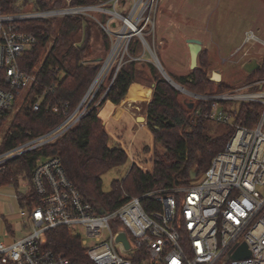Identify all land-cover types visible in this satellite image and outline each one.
I'll return each instance as SVG.
<instances>
[{
	"label": "built area",
	"instance_id": "1",
	"mask_svg": "<svg viewBox=\"0 0 264 264\" xmlns=\"http://www.w3.org/2000/svg\"><path fill=\"white\" fill-rule=\"evenodd\" d=\"M160 1L107 0L73 6L72 0H65L62 8L15 14L3 13L0 3V197L5 190L18 191L12 198L21 223L28 217L31 230L23 239L0 241V264H75L40 244L46 232L61 227L81 238L93 264H134V255L143 251L146 258L142 264H264V78L246 80L243 86L217 93L198 94L182 86L178 90L188 97L192 114H200L198 103H207V117L212 122L234 129L200 184L178 185L142 196L125 194V202L107 212L79 194L59 158L40 157L31 176L23 172L1 183L9 163L63 136L83 119L98 93L106 88L99 105L126 64L145 63L147 53L157 59L147 37H155ZM66 17L88 18L108 37L110 48L101 69L79 106L61 125L36 137L28 133L24 142L4 148L21 110L59 114L67 108V104L48 100L54 88L36 92L48 52L32 72L20 64L24 54L37 44V37L23 30L22 23ZM134 39L140 42L143 54L131 53ZM259 45L264 41L257 32L246 31L242 44L223 59V64L241 65ZM263 57L264 53L256 60L257 70ZM51 72L60 69L52 68ZM244 105L260 107L253 127L236 122ZM11 116V127L4 132ZM15 224L2 222L8 233L15 230ZM121 234L126 236L128 247L119 241ZM242 244L248 246L251 256L227 261Z\"/></svg>",
	"mask_w": 264,
	"mask_h": 264
},
{
	"label": "trees",
	"instance_id": "2",
	"mask_svg": "<svg viewBox=\"0 0 264 264\" xmlns=\"http://www.w3.org/2000/svg\"><path fill=\"white\" fill-rule=\"evenodd\" d=\"M104 1L107 0H72L71 4L83 6ZM0 3L5 14L62 8L66 5L65 0H0ZM57 23L58 27L55 28ZM22 27L37 37L35 47L27 51L20 61L23 70L32 72L48 52L39 78L41 85L36 88V92L44 88H54L55 92L48 96V100L53 104H67V108L59 114L44 110L38 113H32L28 109L21 110L11 128L13 136L6 138L4 148H12L24 142L28 133L36 137L61 125L85 97L110 48L108 37L88 18L38 19L24 22ZM95 32L99 33L102 42L103 56L100 62V59L95 60L96 62L90 59ZM140 46L138 39H134L131 53L139 54ZM202 49L197 57L196 68L192 69L190 65L191 71L180 76L173 72L168 73L170 78L198 94L230 89L231 87L222 84V79L213 80L215 73L210 71L211 56L207 50ZM261 63V69L249 73L248 81L264 78V57ZM140 66L142 65L135 62L126 64L99 105L97 104L106 88L98 93L83 119L63 136L9 163L1 183H7L10 178H16L23 172L31 176L40 157L59 158L68 179L79 194L94 206L112 212L125 202V194L142 196L178 185L188 186L194 181L191 180L192 172L197 174V178L203 176L213 159L225 150L234 129L229 128L221 135L212 136L209 133L212 121L207 117L210 112L209 104L198 103L196 107L200 114H192V104L188 99L186 100L182 93L164 78L158 76L152 66L151 82L154 85V94L147 108L146 126L154 144H160L164 150H155L143 166L134 163L122 180H114L108 190L104 189L103 176L112 168L125 165L129 161V153L124 149L109 146L108 124L104 125L102 120H108L113 106L109 103L100 112L99 110L110 101L117 106L114 112L116 113L130 89L142 77L143 70ZM56 67H59L60 72H51V69ZM106 110H109V116L104 117L102 113ZM259 111L258 106L244 105L236 122L253 127L257 123ZM33 198L37 201L34 195ZM40 244L45 250L63 254L75 264H93L87 256L81 238L68 228L61 227L46 232ZM145 258L143 251L134 255L132 261L134 264H142Z\"/></svg>",
	"mask_w": 264,
	"mask_h": 264
},
{
	"label": "rangeland",
	"instance_id": "3",
	"mask_svg": "<svg viewBox=\"0 0 264 264\" xmlns=\"http://www.w3.org/2000/svg\"><path fill=\"white\" fill-rule=\"evenodd\" d=\"M58 23L55 28L58 27ZM248 30L256 31L264 41V0H161L157 13L155 37L154 39L147 37V39L168 77H170L168 73L173 72L180 76L191 71L187 41L189 39L199 40L202 43V50H207L211 56L210 71L219 72L222 84L236 88L243 86L248 78L249 74L244 66L253 60L259 61L264 53L262 50L264 45H259L252 52V56L244 59L241 65L223 64V59H227L242 44L245 32ZM101 46V37L98 32H95L91 60L97 61L103 56ZM139 51L143 54L141 46ZM153 59L149 53L146 54L147 61L139 67L143 70L142 77L135 85L141 88H149L153 85L151 82L152 66L155 68V73L164 78ZM173 82L178 83L175 80ZM180 86L188 90L186 86ZM182 95L186 100L188 99L185 94L182 93ZM128 96L118 106L116 113L109 117L107 123L100 118L104 125L108 124L109 146L124 149L129 153V161L125 165L114 167L103 176L105 190L110 188L112 181L122 180L134 163L143 166L155 150L160 152L164 150L160 144H154L153 137L146 126L147 108L151 100L140 96L142 100L132 106L128 101ZM105 114L109 116V112ZM12 117L4 132L10 129ZM141 118H144L145 122L139 121ZM229 128L226 124L212 122L209 125V133L217 136L227 132ZM202 180L201 176L194 180L193 184H200ZM15 193L18 191L5 190L0 197V217L3 216L0 218L1 242L7 241L9 237L20 240L31 233L28 228V217L24 219V224L21 223L18 206L12 198ZM3 220L16 222L15 230L6 232L2 225ZM3 231L7 233V236L3 234ZM81 235L85 238L84 231H81Z\"/></svg>",
	"mask_w": 264,
	"mask_h": 264
},
{
	"label": "water",
	"instance_id": "4",
	"mask_svg": "<svg viewBox=\"0 0 264 264\" xmlns=\"http://www.w3.org/2000/svg\"><path fill=\"white\" fill-rule=\"evenodd\" d=\"M188 43H189V49H190V55H191V67L192 69H194L197 66V57H198L199 52L202 49V43L199 40H194V39L189 40ZM100 61L101 59L99 60V62ZM155 64L159 68L161 73L163 74L165 80L169 82L175 89L180 91L182 87L179 84L173 82V80L170 77H168L167 74H165L158 59L155 60ZM258 68H259V64L256 60H253L244 66L245 71H247L248 73H251L257 70ZM216 76L219 77V79H216ZM213 80L220 81L221 75L219 73H215L213 76ZM145 90L149 93L147 100H151L154 94V85H152L149 88H145ZM190 108H192V106H190ZM139 121L145 122V119L141 118L139 119ZM196 178H197V174L195 172H192L191 180H195ZM103 213H104V210H101V214ZM119 241H123L127 247L129 246L127 238L124 234L120 235ZM250 256H251V252L249 251L248 246L246 244H242L233 255H228L226 260L229 261V260L247 259Z\"/></svg>",
	"mask_w": 264,
	"mask_h": 264
},
{
	"label": "bare ground",
	"instance_id": "5",
	"mask_svg": "<svg viewBox=\"0 0 264 264\" xmlns=\"http://www.w3.org/2000/svg\"><path fill=\"white\" fill-rule=\"evenodd\" d=\"M216 79H219V77L216 76ZM130 94H128V101L130 102H136L139 101V95L143 98H145L146 100L148 99V95L149 93L145 90V88H143V90L141 91V87L139 85H134L131 89H130ZM125 102V101H124ZM125 108V107H124ZM105 113H108L109 110L104 111ZM102 113L103 115H105L106 117L108 115H106L105 113Z\"/></svg>",
	"mask_w": 264,
	"mask_h": 264
},
{
	"label": "crops",
	"instance_id": "6",
	"mask_svg": "<svg viewBox=\"0 0 264 264\" xmlns=\"http://www.w3.org/2000/svg\"><path fill=\"white\" fill-rule=\"evenodd\" d=\"M142 90H143V88H141V91H142ZM139 100H140V101L142 100L141 97H140V95H139ZM136 102H138V101H136ZM136 102H131L132 104L130 103V105L133 106L134 103H136ZM109 103L113 106V109H112V112H111V115H110V117H111V116H113V115L115 114L114 112H115V109L117 108V106L114 105L112 102L107 101V103L101 108V110L104 109L105 106L108 105ZM101 110H100V111H101ZM108 119H109V118H108ZM103 121H104V120H103ZM107 121H108V120H107ZM107 121H104V122L107 123Z\"/></svg>",
	"mask_w": 264,
	"mask_h": 264
}]
</instances>
